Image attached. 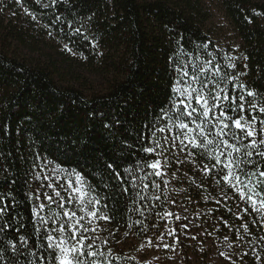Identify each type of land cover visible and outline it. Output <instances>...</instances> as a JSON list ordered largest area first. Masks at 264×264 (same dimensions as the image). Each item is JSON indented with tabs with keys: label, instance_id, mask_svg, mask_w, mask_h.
I'll use <instances>...</instances> for the list:
<instances>
[{
	"label": "trees",
	"instance_id": "16d2710c",
	"mask_svg": "<svg viewBox=\"0 0 264 264\" xmlns=\"http://www.w3.org/2000/svg\"><path fill=\"white\" fill-rule=\"evenodd\" d=\"M205 2L63 0L55 8L43 9L35 0H23V7L15 0H0V10L9 12L4 20L0 17L6 34V46L0 48V193L15 198V207L0 217V224L5 220L11 224L0 231V264H25L29 250H36L29 194L34 192L33 173L42 160L80 171L102 198L108 197L104 211L110 212L112 222H105L104 240L114 247L109 251L98 245L112 264H139L118 251V242L160 233L165 223L160 214L166 211L163 183L153 177L160 189L150 187L141 193L147 199L140 200L135 191L124 194L114 189V172L107 164L122 174L125 167L143 174L136 161L145 154L138 149L147 145L148 126L168 102L174 61L191 59L199 65L214 56V63L221 66L234 63V70L224 67V71L245 73L239 81L261 93L257 99L264 101V3L216 0L238 40L236 59L226 60L227 54L206 29L210 14ZM25 7L37 15L36 21ZM56 16L61 19L56 21ZM76 28L83 35L76 34ZM10 41L15 42L12 49ZM19 45L33 53H42L44 46L57 57L44 54L48 66L37 58L26 60L16 51ZM65 45L80 60L61 52L59 46ZM74 68L98 77L99 87L81 81ZM204 184L213 191L211 181ZM187 189L201 202L199 188L187 185ZM212 202L208 204L213 206ZM137 220L144 225L137 226ZM20 235L28 238V248L20 246ZM12 244L21 254L13 252Z\"/></svg>",
	"mask_w": 264,
	"mask_h": 264
},
{
	"label": "snow or ice",
	"instance_id": "6c2138e0",
	"mask_svg": "<svg viewBox=\"0 0 264 264\" xmlns=\"http://www.w3.org/2000/svg\"><path fill=\"white\" fill-rule=\"evenodd\" d=\"M15 2L23 7V0ZM62 2L35 0L43 9L55 8ZM24 12L33 21L38 19L26 7ZM60 19V16L55 17L56 21ZM74 32L83 35L80 28L74 29ZM48 35L51 36L52 32L49 31ZM203 47L207 48V45ZM65 48L72 51L67 45ZM214 60L213 56L199 65L192 63L191 59L187 63L174 61V83L168 102L154 116V123L148 126L151 132L147 145L138 149L145 154L136 161L139 172L143 174H137L131 167H125L122 174L111 163L107 164V168L114 172L115 190L124 194L130 190L135 191L136 196L144 200L147 197L141 193L150 187L159 190L161 184L157 179L167 174L163 167L168 161L162 163L161 159L155 157L172 152L176 155L177 163L187 161L205 177L212 176L215 187L220 188L223 200L228 201L235 196L245 205L244 216H237L238 220L254 214L260 221H264V101L257 99L262 94L252 91L239 81V77L245 73L233 75L224 71V67L234 70V63L221 66L214 63ZM228 84L232 85L231 89L227 87ZM181 153L184 159H180ZM51 164L52 161L47 160L46 166ZM52 172L56 175H44L43 170L37 173L35 179L42 183L36 193L29 194V200L32 201V223L38 242L36 250L30 249L27 253L25 264H112L96 243L100 240L101 244L107 246V241L100 238L98 229L101 221L109 224L112 222L110 212L104 211L108 205L103 201L108 197L102 198L76 169L67 170L57 165ZM168 183L164 180L165 186ZM152 198L160 200L159 195H153ZM14 201L11 193H0V217H5L9 209L15 207ZM220 202L216 201L217 204ZM140 215L144 216V213L141 211ZM160 215L165 220L169 217L177 221L182 219L172 211ZM135 224L144 225V221L137 220ZM9 227L10 222L5 220L0 224V231ZM182 227L186 228L187 225ZM240 229L244 234L251 235L248 223L241 224L237 232ZM15 230L19 231V228ZM168 235L173 237L175 245L181 243L176 229H169ZM190 238L195 240L196 236ZM243 238L236 236V239ZM18 239L22 248L29 247L25 235H20ZM158 241L157 246L163 244L166 249L176 250L174 244L164 243L163 235L158 237ZM148 244L152 245L153 241L149 239ZM228 247L232 248V244L229 243ZM11 248L15 254H21L16 244H12ZM220 255L225 261L231 260L232 264H236L232 256L224 252ZM247 255L242 253L241 259ZM108 256H111L110 252Z\"/></svg>",
	"mask_w": 264,
	"mask_h": 264
},
{
	"label": "rangeland",
	"instance_id": "374dc122",
	"mask_svg": "<svg viewBox=\"0 0 264 264\" xmlns=\"http://www.w3.org/2000/svg\"><path fill=\"white\" fill-rule=\"evenodd\" d=\"M255 1L264 3V0ZM205 3L210 14V20L206 28L210 37L229 58H232L231 60H235L238 40L233 29L223 16L216 0H206ZM8 14L9 12L0 10V17L2 19L7 18ZM10 15L14 17L11 12ZM5 38V31L0 27V48L6 46L3 42ZM10 44H12L10 48L12 49L15 42L10 41ZM59 49L68 58L80 60L77 55L66 50L65 47L61 48L59 46ZM16 51L22 58L26 60L37 58L46 66L49 63H47L44 54L45 56L51 54L57 57L55 53L44 46L43 54L41 52H30L22 45H19ZM74 69L78 72L76 75H79L81 81L88 80L91 84L93 82L92 87L94 88L99 87L101 84V80L98 77L87 75L85 70ZM179 156L180 159H184V154L181 153ZM157 158L161 159L162 163L165 160L168 161L163 167L164 172L167 174L160 179L163 183V194L166 195L165 212H175L182 219L177 221L174 217L167 218L163 229L158 235H151L140 241L134 238H120L118 251H123L126 256L134 259L139 264H232L231 260H224V257L220 255L221 252L232 256L236 264H264V239H261L264 237V226H262L264 225V221H260L254 214L238 220L237 216H244L243 209L245 205L235 196L231 200H223L220 188L215 187V181L212 176L205 177L202 173L196 171L187 161L183 164L177 163L176 155L172 152H166L164 156ZM46 164L47 160H42L34 170L32 179L33 193H36L40 188V183H42V181L35 179L37 173L43 170L44 175H56L52 172V169L56 165L52 163L46 166ZM164 180L169 182L167 186L164 185ZM207 181H211L213 191L203 188L204 183ZM187 185H192L195 189L199 188L202 197L201 202L193 199V196L187 189ZM41 191L49 190L42 189ZM229 195L232 196L233 194L229 191ZM217 200L221 202L217 204ZM211 201H213V206L208 204ZM229 208L232 211H228ZM226 215L228 218L233 217L232 220L228 221ZM254 220L256 221L255 223H253ZM243 223L249 224L251 235L244 234L242 229L237 232V229ZM183 225H187V227H182ZM169 229H176L178 231L181 241L179 245H175L173 237L168 235ZM107 231L108 226L105 222L101 221L98 234L102 240H104V235ZM160 235L164 236V243L174 244L176 250L166 249L163 247V244L157 246ZM237 235L244 238L236 239ZM191 236H196V239L192 240ZM225 237H227V240ZM149 239L153 241L152 245L148 244ZM96 243L100 244L101 242L97 240ZM229 243L232 244V248L228 247ZM105 247H108V250L111 251L114 246L110 243L109 246ZM242 253H247L248 255L243 256L241 259Z\"/></svg>",
	"mask_w": 264,
	"mask_h": 264
}]
</instances>
